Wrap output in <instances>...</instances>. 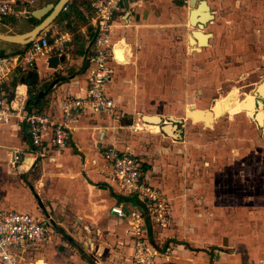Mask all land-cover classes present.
Wrapping results in <instances>:
<instances>
[{
  "label": "crops",
  "instance_id": "0c3cea01",
  "mask_svg": "<svg viewBox=\"0 0 264 264\" xmlns=\"http://www.w3.org/2000/svg\"><path fill=\"white\" fill-rule=\"evenodd\" d=\"M58 1L17 0L14 3L17 15L4 20L0 33L20 34L30 30L40 22L31 16L32 11ZM223 1L235 3L233 0ZM206 2L213 18L200 29L208 34L206 44H200L199 38L193 35V31L199 29L189 19V0H124L121 11L114 16L111 26L114 75L105 86V92L112 97L115 108L108 114H92L88 111L78 114L72 124V136L64 148L57 149L46 143L40 154L43 158L40 162H35L36 158L32 159L33 155L28 151L30 140L27 125L16 119H12L9 124L0 123V209L14 210L18 204L19 211H15L40 217L37 212V196L49 215L45 216L41 210L44 215L40 218L49 222L45 240L37 248L23 253L21 264H69L71 258L77 264H88L89 259L95 261V264H133V237L129 218L118 217L111 208L120 206L128 214L139 208V202L122 195L111 184V168L102 159L100 151L106 146H114L120 151L129 152L127 145L121 143V139L115 134L119 133L121 136L124 127H130L129 123H119L120 109L131 107L134 98L141 95L140 88H136L139 82L135 79L142 74L147 62L144 60L137 64L136 61L140 56L142 61V53H146L145 48L154 37L152 30L164 21L168 12L174 11L175 17L184 12L187 22L194 27L188 36L193 53L202 52L210 45L212 33L206 28L215 18L212 7L216 2ZM65 6L67 7L44 31L49 36L63 33L70 36V41L65 42L64 52L50 53L48 59H38L27 71L14 70L0 91L3 96H9L16 84L23 83L19 89L26 90L25 100L26 104L29 102V108H42L43 113L56 121L61 116L60 102L63 97L86 94L90 69L88 56L93 39L89 22L92 17L91 0H69ZM19 48L18 44L0 42L1 53L13 52ZM138 79L141 81V78ZM261 86L257 93H260ZM240 101L231 98V101L226 102L232 105ZM192 111L201 112V120L195 121L189 116ZM238 112L240 111L233 113ZM207 113L210 114L207 110H190L187 115L192 122L201 121L209 126L211 114L209 116ZM126 117L130 121L136 119L130 113ZM148 117L157 116H143L144 122L155 126L161 123L158 117L157 122L148 120ZM172 121L182 122L181 119ZM168 127H173L177 135L163 130L164 134L181 140L182 131L177 130L175 125ZM14 155L20 156V161L11 166L10 161ZM138 158L142 160L145 178L154 184L152 176L157 171L159 176L162 169L144 166V160ZM174 158L175 161L179 160L178 163L181 162V156L176 155ZM246 166L244 164L239 171L244 174L236 175L239 178L237 181L232 179L234 184H224L228 186L227 196L217 193L223 183L216 181L215 177L213 180H205L206 190L201 195L196 190L202 191L203 187L194 188V201L206 203L205 210L196 213L188 209L180 211L176 205L172 213L170 210L168 226L157 228L148 224V240L152 243H174L176 247L172 251L180 264H262L263 185L259 175L257 181L256 172V178L249 176L252 169ZM258 168L261 171L263 165L260 164ZM248 170L249 175L246 173ZM163 172L167 173V169H163ZM233 174L234 172L229 174V177ZM195 185L200 186L199 182ZM183 201L184 199L178 202L182 204ZM225 201L231 207L227 214L215 207L217 203L223 204ZM202 214L204 216L198 217ZM215 214L222 215L221 225L212 224ZM234 222L237 225H233ZM172 238L178 243L166 240ZM65 239L75 249L65 243Z\"/></svg>",
  "mask_w": 264,
  "mask_h": 264
},
{
  "label": "rangeland",
  "instance_id": "374dc122",
  "mask_svg": "<svg viewBox=\"0 0 264 264\" xmlns=\"http://www.w3.org/2000/svg\"><path fill=\"white\" fill-rule=\"evenodd\" d=\"M211 1L216 2L212 7L215 18L206 29L212 37L210 45L202 52L193 53L191 49L188 36L194 27L187 22L184 12L177 17L174 11L168 12L164 21L152 30L154 37L148 42L150 47L142 53V61V56L136 61L137 64L147 62L142 74L135 79L141 95L134 98L131 107L120 109L119 123H129L130 127H124L121 136L115 133L129 152L144 160V166L162 169L159 176L158 171L152 176L155 181L152 183L170 199L171 213L176 205L180 211L205 210L206 203L194 201L196 193L192 190L202 186V191L196 190L201 195L206 190L205 180L214 177L223 183L217 193L227 196L228 186L224 184H234L233 180L239 179L236 175L244 174L239 172L244 164L252 169L250 175L249 170L246 172L252 179L256 178L255 172L257 181L258 175L261 177L264 195V93H257L264 84V0H233L234 4ZM231 98L242 101L230 105L226 101ZM190 110L209 111L211 124L192 122L187 115ZM237 110L240 112L233 113ZM257 112L262 113L260 123L256 120ZM127 113L136 119L128 120ZM143 116L161 119L159 129L144 122ZM168 124L182 131L181 140L164 134L163 126H171ZM176 155L182 157L180 163L175 161ZM31 157L36 158L35 162L43 158ZM260 164L263 165L261 171L257 170ZM163 169H167V173ZM197 182L200 186L195 185ZM182 199L181 204L178 201ZM215 207L224 214L231 210L227 201ZM14 210L19 211L18 204ZM37 212L40 217L44 215L38 206ZM202 216L204 214L198 217ZM214 218L212 224H222V215L215 214ZM166 240L178 243L174 238ZM65 243H68L66 239ZM68 245L74 248L73 244ZM94 262L89 259L88 264ZM69 264L77 263L71 258Z\"/></svg>",
  "mask_w": 264,
  "mask_h": 264
},
{
  "label": "built area",
  "instance_id": "2783aa9c",
  "mask_svg": "<svg viewBox=\"0 0 264 264\" xmlns=\"http://www.w3.org/2000/svg\"><path fill=\"white\" fill-rule=\"evenodd\" d=\"M17 0H0V28L5 18L16 16L13 4ZM124 0H91L92 17L90 26L93 39L90 44L88 62V84L84 96L66 95L60 102L59 120L37 108L26 107V90L23 84H16L9 96L0 94V123L9 124L12 119L25 123L30 140L29 153L40 155L46 143L62 149L72 136V124L81 112L108 114L115 108L105 86L113 78V43L110 41L114 16L121 11ZM65 6L63 9H65ZM68 34L49 36L41 32L26 45L16 51L1 53L0 50V91L8 76L17 69L27 71L38 59L50 57V53L62 54ZM24 97V98H23ZM100 151V149H99ZM102 159L110 166L111 184L117 190L139 202V208L126 214L120 206L111 211L120 218H129L133 237V264H180L173 251L172 242L152 243L148 240V224L165 228L169 224L171 203L166 193L151 184L142 171V160L130 152L120 151L114 146H106L100 151ZM20 156L14 155L10 161L15 166ZM49 222L30 213L0 209V261L2 264H21L22 254L27 249H35L43 243ZM264 264V262L262 263Z\"/></svg>",
  "mask_w": 264,
  "mask_h": 264
},
{
  "label": "water",
  "instance_id": "95a60500",
  "mask_svg": "<svg viewBox=\"0 0 264 264\" xmlns=\"http://www.w3.org/2000/svg\"><path fill=\"white\" fill-rule=\"evenodd\" d=\"M69 0H59L56 4H48L43 8L35 9L32 11L31 16L37 20H40L38 24H36L30 30L20 33V34H2L0 33V42H8L12 44L18 45H26L31 42L34 38H36L41 32L45 31V29L58 17V15L62 12L64 6L68 3ZM189 6L191 8L190 11V22L194 24V27H197L199 30H194L193 35L199 38L200 44H206V38L208 36L207 33H203L200 29L204 28V25L212 20L213 15L209 12V6L206 0H189ZM43 17V18H42ZM56 60V58H54ZM29 84V80L27 81ZM199 111H192V114L189 115L195 118V121L201 120L199 116H201ZM209 116L210 114L207 113ZM148 120L153 122H157V117H148ZM165 131L172 135H177V131L173 129V127H164ZM38 205L41 210L44 212L45 216H49L46 212L45 206L43 205L41 199L37 197Z\"/></svg>",
  "mask_w": 264,
  "mask_h": 264
},
{
  "label": "bare ground",
  "instance_id": "6f19581e",
  "mask_svg": "<svg viewBox=\"0 0 264 264\" xmlns=\"http://www.w3.org/2000/svg\"><path fill=\"white\" fill-rule=\"evenodd\" d=\"M260 93H264V85H262L261 87H260ZM258 114L256 115V119H257V121H259V123L262 121V113L261 112H257ZM192 114V112L190 113V115ZM198 114H200V113H198ZM194 118V117H193ZM199 118H200V116H199ZM195 119V118H194ZM140 125V124H139ZM154 126V128H156V130H158V126H155V125H153Z\"/></svg>",
  "mask_w": 264,
  "mask_h": 264
},
{
  "label": "trees",
  "instance_id": "16d2710c",
  "mask_svg": "<svg viewBox=\"0 0 264 264\" xmlns=\"http://www.w3.org/2000/svg\"><path fill=\"white\" fill-rule=\"evenodd\" d=\"M26 107H27L28 109H30V108H29V102L26 104Z\"/></svg>",
  "mask_w": 264,
  "mask_h": 264
}]
</instances>
